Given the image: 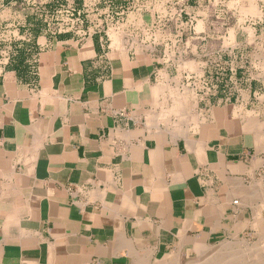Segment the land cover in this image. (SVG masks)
Wrapping results in <instances>:
<instances>
[{
  "label": "crops",
  "instance_id": "1",
  "mask_svg": "<svg viewBox=\"0 0 264 264\" xmlns=\"http://www.w3.org/2000/svg\"><path fill=\"white\" fill-rule=\"evenodd\" d=\"M250 49L264 60V0H0V264H186L261 239Z\"/></svg>",
  "mask_w": 264,
  "mask_h": 264
},
{
  "label": "bare ground",
  "instance_id": "2",
  "mask_svg": "<svg viewBox=\"0 0 264 264\" xmlns=\"http://www.w3.org/2000/svg\"><path fill=\"white\" fill-rule=\"evenodd\" d=\"M251 1V0H250ZM235 2V1H234ZM233 2V3H234ZM236 2H237V0H236ZM252 3V2H251ZM239 4V3H238ZM255 4V3H254ZM236 5V4H235ZM238 6V5H237ZM248 6H250V5H248ZM256 6V5H255ZM253 7V6H252ZM255 8V7H254ZM238 10V9H237ZM241 10V9H240ZM248 10V9H247ZM249 10H250V8H249ZM252 10V9H251ZM250 10V11H251ZM254 11V10H253ZM240 12V11H239ZM258 12V11H257ZM246 13V12H245ZM253 13H256V11L255 12H253ZM250 14V13H249ZM257 14V13H256ZM259 14H261V13H259ZM255 15H253V17H254ZM239 17V16H238ZM259 17V16H258ZM257 19V18H256ZM241 20V19H240ZM250 20V19H249ZM254 20V19H253ZM261 21V20H260ZM250 27H251V25H250ZM247 28H248V26H247ZM246 29V28H245ZM250 29V28H249ZM248 30V29H247ZM251 30V29H250ZM253 30V29H252ZM249 33H251L250 31H249ZM252 34V33H251ZM256 36V35H255ZM257 37V36H256ZM255 37V38H256ZM259 38V37H258ZM231 39V38H230ZM249 39V38H248ZM251 39V38H250ZM249 39V40H250ZM260 39V38H259ZM263 39V38H262ZM252 40H253V37H252ZM248 42V41H247ZM229 43V42H228ZM250 43V42H249ZM260 43V42H259ZM227 45V44H226ZM264 51V50H263ZM256 53V52H255ZM255 56H257V54L255 55ZM259 56H260V54H259ZM258 57V56H257ZM256 57V58H257ZM254 59V58H253ZM183 62V61H182ZM188 63V62H187ZM198 64V63H197ZM252 65V64H251ZM256 65V64H255ZM183 66V69H190V70H194L196 67L194 66V64H184V65H182ZM264 68V67H263ZM262 68V69H263ZM258 70V69H257ZM263 71V70H262ZM260 72V71H259ZM199 73V72H198ZM257 74H259V73H257ZM255 76V75H254ZM200 77V76H199ZM263 96V95H262ZM259 98H261V97H259ZM262 99H264L263 97H262ZM261 99V100H262ZM173 107V106H172ZM239 112V111H238ZM237 112V113H238ZM261 112V111H260ZM263 112V111H262ZM255 114V113H254ZM253 117V116H252ZM256 117V116H255ZM249 118V117H248ZM257 118V117H256ZM181 120V119H180ZM249 120H251V118L249 119ZM248 120V121H249ZM253 120V119H252ZM254 120H256V119H254ZM158 121V120H157ZM254 122V121H253ZM252 122V123H253ZM255 122H258V121H255ZM248 123H250V122H248ZM256 124V123H255ZM245 126V125H244ZM178 128V127H177ZM250 131H252V130H250ZM177 132V131H176ZM169 133V132H168ZM174 136V135H173ZM262 136V135H261ZM264 138V137H263ZM263 141H264V139H263ZM264 147V146H263ZM262 149V148H261ZM229 184V183H228ZM235 186H237V185H235ZM253 187V186H252ZM257 187V186H256ZM251 188V187H250ZM254 189V188H253ZM247 191V190H246ZM260 191H261V189H260ZM264 191V190H263ZM262 191V192H263ZM249 192V191H248ZM247 192V193H248ZM253 192V191H252ZM261 192V193H262ZM255 193H256V190H255ZM260 193V192H259ZM251 194V193H250ZM263 194V193H262ZM264 195V194H263ZM248 196V195H247ZM251 196V195H250ZM256 196V195H255ZM253 198H254V196H252ZM229 198V197H228ZM248 198H250L249 196L247 197V199ZM259 198V197H258ZM251 200V199H250ZM252 201V200H251ZM262 201V200H261ZM234 203V202H233ZM255 203V202H254ZM264 204V203H263ZM261 206V205H260ZM259 206V207H260ZM258 207V208H259ZM258 218V217H257ZM253 223H255V222H253ZM252 224V223H251ZM254 225V224H253ZM253 228H256V227H253ZM256 231V230H255ZM258 233V232H257ZM259 235V234H258ZM223 240V239H222ZM261 244L262 245H257V246H252L251 248L248 246V244L247 243H244V242H241L240 241V243H233V242H229V241H225V242H221V243H219L218 245H215V246H209V247H200L199 248V250L197 251V253H200L201 254V256L200 257H196L195 258V260H193V261H189L188 263H186V264H244V263H241L240 261L241 260H245V262H247L248 263V261H246V260H251V259H248V258H242V257H240V256H238V255H236L237 253L239 254V252H242V253H244V252H247V253H249V251L250 252H255L257 255H258V253H260V255H258L257 257H256V254L254 255L256 258L254 259V262H252V264H264V234H262V236H261ZM180 246V245H179ZM208 246V245H207ZM259 246V247H258ZM174 253V252H173ZM198 255V254H197ZM113 256V255H112ZM176 256V255H175ZM235 256H238V257H235ZM170 257V256H169ZM169 257H168V259H169ZM173 258H176V257H173ZM173 258L171 259V260H173ZM179 258V257H178ZM253 258V257H252ZM170 260V259H169ZM169 260H168V263H169ZM176 260H177V258H176ZM244 262V261H243ZM257 262V263H256ZM152 263V262H151ZM167 263V264H168ZM171 264L173 263L174 264V262H170ZM176 263V262H175Z\"/></svg>",
  "mask_w": 264,
  "mask_h": 264
},
{
  "label": "rangeland",
  "instance_id": "3",
  "mask_svg": "<svg viewBox=\"0 0 264 264\" xmlns=\"http://www.w3.org/2000/svg\"><path fill=\"white\" fill-rule=\"evenodd\" d=\"M257 54V56H255ZM259 54L260 53H258V52H253L251 49L250 50H248V52L247 53H243L242 54V56H240V58L238 59V61L240 62V59L241 58H244L243 59V62L244 61H247V63H244V65H245V67L244 68H242L241 69V73L242 74H244V75H242L241 74V76L244 78V79H247V80H250V78L251 77H253V79H255L256 78V74L257 73H263L264 72V60L263 61H261V56H262V54H260V56H259ZM257 57V58H256ZM254 58V59H253ZM240 64V63H239ZM252 64V65H251ZM256 64V65H255ZM263 68V69H262ZM258 69V70H257ZM263 70V71H262ZM260 71V72H259ZM255 75V76H254ZM261 239H256V238H252L251 236H244V237H241V238H237V239H235V240H231V241H229V242H233V243H240V241L241 242H244V243H247L248 244V246L251 248L253 245L254 246H257V245H262L261 244V241H260ZM258 246V247H259ZM264 246V245H263ZM248 252V251H247ZM247 252H244V253H242V252H239V254L237 253L236 255H238V256H240V257H242V258H248V259H251V260H246V261H248V263L247 262H245V260H241L240 262L241 263H244V264H252V262H254V259L258 256V255H260V253H258V255L255 253V252H250L249 251V253H247ZM256 254V257L254 256L255 254ZM198 255H197V257H200L201 256V254L200 253H197ZM238 256H235V257H238ZM253 257V258H252ZM259 257V256H258ZM194 260V259H193ZM193 260H191V261H193ZM244 261V262H243ZM188 263V262H187ZM257 263V262H256ZM173 264V263H172ZM174 264H178V262H176V263H174Z\"/></svg>",
  "mask_w": 264,
  "mask_h": 264
},
{
  "label": "built area",
  "instance_id": "4",
  "mask_svg": "<svg viewBox=\"0 0 264 264\" xmlns=\"http://www.w3.org/2000/svg\"><path fill=\"white\" fill-rule=\"evenodd\" d=\"M72 23L71 24H65V27H71Z\"/></svg>",
  "mask_w": 264,
  "mask_h": 264
}]
</instances>
